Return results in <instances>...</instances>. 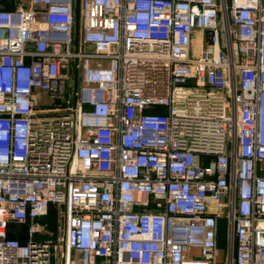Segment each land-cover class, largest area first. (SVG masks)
Masks as SVG:
<instances>
[{
  "label": "built area",
  "instance_id": "2783aa9c",
  "mask_svg": "<svg viewBox=\"0 0 264 264\" xmlns=\"http://www.w3.org/2000/svg\"><path fill=\"white\" fill-rule=\"evenodd\" d=\"M75 2L0 0V264H264V0Z\"/></svg>",
  "mask_w": 264,
  "mask_h": 264
},
{
  "label": "rangeland",
  "instance_id": "374dc122",
  "mask_svg": "<svg viewBox=\"0 0 264 264\" xmlns=\"http://www.w3.org/2000/svg\"><path fill=\"white\" fill-rule=\"evenodd\" d=\"M11 1H16L17 4H20L24 7H28L29 5V0H11ZM195 47V46H194ZM92 62H95L94 60H92ZM80 73L81 70L79 69L78 72V83H77V87L80 88L81 83H80ZM43 96H46L47 100L50 101L52 98L50 95H47L46 93H43ZM42 100L44 101L43 97ZM64 209L63 206H53L52 211L49 213V215L44 216L41 220L43 223L47 224V226L51 229V230H55L56 228V224L58 223V215L59 212L62 211ZM20 227V226H19ZM22 229H26V226H22ZM24 233V231H23ZM218 247H219V257L221 259V261H223L224 256L226 255L227 252V240H226V226H225V220L222 219L220 221V237H219V242H218ZM229 255H230V248H229Z\"/></svg>",
  "mask_w": 264,
  "mask_h": 264
},
{
  "label": "trees",
  "instance_id": "16d2710c",
  "mask_svg": "<svg viewBox=\"0 0 264 264\" xmlns=\"http://www.w3.org/2000/svg\"><path fill=\"white\" fill-rule=\"evenodd\" d=\"M2 1H3V3L6 2V0H2ZM2 7L6 8V9H10L3 4H2ZM11 9H13V8H11ZM52 209H53V206H50L47 215H49V213L52 211ZM22 226H25V225H22ZM22 226L19 227L18 225L13 224V223L10 224L9 235L17 237L21 242H24V241H26V235H25V230L22 229ZM23 231H24V233H23Z\"/></svg>",
  "mask_w": 264,
  "mask_h": 264
},
{
  "label": "crops",
  "instance_id": "0c3cea01",
  "mask_svg": "<svg viewBox=\"0 0 264 264\" xmlns=\"http://www.w3.org/2000/svg\"><path fill=\"white\" fill-rule=\"evenodd\" d=\"M2 4L5 5L6 7L8 8H14L16 7L17 5V2L16 1H11V0H6V2L3 3L2 1ZM258 173L260 175H264V161H262L260 164H259V170H258Z\"/></svg>",
  "mask_w": 264,
  "mask_h": 264
},
{
  "label": "water",
  "instance_id": "95a60500",
  "mask_svg": "<svg viewBox=\"0 0 264 264\" xmlns=\"http://www.w3.org/2000/svg\"><path fill=\"white\" fill-rule=\"evenodd\" d=\"M78 10H79V0L75 2V32L78 29ZM74 86H76V71H74Z\"/></svg>",
  "mask_w": 264,
  "mask_h": 264
},
{
  "label": "bare ground",
  "instance_id": "6f19581e",
  "mask_svg": "<svg viewBox=\"0 0 264 264\" xmlns=\"http://www.w3.org/2000/svg\"><path fill=\"white\" fill-rule=\"evenodd\" d=\"M201 36L197 35L196 39H195V52L198 53L201 47ZM198 43V44H197Z\"/></svg>",
  "mask_w": 264,
  "mask_h": 264
}]
</instances>
